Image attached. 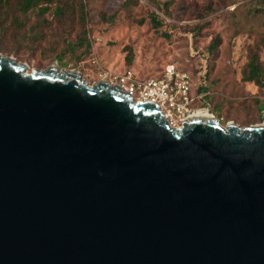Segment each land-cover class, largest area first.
<instances>
[{"label":"water","instance_id":"water-1","mask_svg":"<svg viewBox=\"0 0 264 264\" xmlns=\"http://www.w3.org/2000/svg\"><path fill=\"white\" fill-rule=\"evenodd\" d=\"M181 121L0 52V264H264V125Z\"/></svg>","mask_w":264,"mask_h":264},{"label":"rangeland","instance_id":"rangeland-1","mask_svg":"<svg viewBox=\"0 0 264 264\" xmlns=\"http://www.w3.org/2000/svg\"><path fill=\"white\" fill-rule=\"evenodd\" d=\"M16 1L0 2L5 28L0 52L24 62L29 72L58 63L79 70L92 84L101 78L119 83L127 70L139 80L163 78L174 68L191 77L192 111L207 109L224 126L264 123V86L243 76L251 53L264 62L259 0H84V23L79 0H67L63 13L54 5L24 13ZM152 12L164 19L158 27L151 22ZM85 32L91 43L87 53L72 59L69 54L71 65L54 57L53 50L61 52ZM184 116L174 114L173 123L180 126Z\"/></svg>","mask_w":264,"mask_h":264},{"label":"built area","instance_id":"built-area-1","mask_svg":"<svg viewBox=\"0 0 264 264\" xmlns=\"http://www.w3.org/2000/svg\"><path fill=\"white\" fill-rule=\"evenodd\" d=\"M119 84H123L126 91H131L135 100H150L159 104L173 127H179L173 123L174 114L184 116L188 112V115L182 118L186 119L195 112L192 111L195 96L192 93V81L188 73L180 74L174 68H169L163 78L149 77L139 80L134 77L132 70H127L120 76Z\"/></svg>","mask_w":264,"mask_h":264},{"label":"trees","instance_id":"trees-1","mask_svg":"<svg viewBox=\"0 0 264 264\" xmlns=\"http://www.w3.org/2000/svg\"><path fill=\"white\" fill-rule=\"evenodd\" d=\"M2 1L3 0H0V2ZM152 1L158 4V0H152ZM235 1L237 0H234V2ZM16 2L18 3L19 8L24 13H27L31 8L38 7V6L42 8L43 10H46V9H49L51 5L55 6V9L58 13H63L65 9L64 7L68 5L67 0H17ZM258 2L262 3L263 7L260 10L264 11V0H259ZM79 4H80L81 12H82L81 18L84 23V20H85L84 0H79ZM150 16H151V22L157 27L161 25L164 21V19H162V17L156 12H152ZM4 30L5 28L2 26V24H0V31L5 35ZM86 34L87 32H85L83 36H80L79 40L76 42L68 41V43H66V45L63 47L61 52H57V50H53L55 52L54 57L56 58V56H60L59 62H64V60L66 59L65 65H71V60L70 58H68L69 54L71 56V59L79 58L83 53H87L91 46V43L88 40V37ZM218 42H219V39L216 38L214 43L211 44L212 48H214ZM130 61L131 59H129V62ZM243 76H244V79L247 81H252L255 84L259 85L260 87L264 86V62L260 61V57L257 52H253L250 54L248 62L246 63V66L243 71Z\"/></svg>","mask_w":264,"mask_h":264},{"label":"bare ground","instance_id":"bare-ground-1","mask_svg":"<svg viewBox=\"0 0 264 264\" xmlns=\"http://www.w3.org/2000/svg\"><path fill=\"white\" fill-rule=\"evenodd\" d=\"M53 66L59 68V64L58 63H54ZM110 83H112V82H110ZM112 84H117V83H112ZM194 115H203V116H206V117H213L214 116L207 109H198L193 114H191V116H194ZM263 125H264V123H263Z\"/></svg>","mask_w":264,"mask_h":264}]
</instances>
